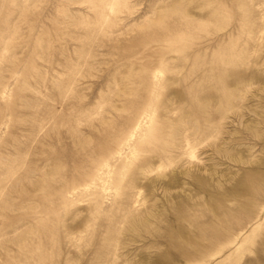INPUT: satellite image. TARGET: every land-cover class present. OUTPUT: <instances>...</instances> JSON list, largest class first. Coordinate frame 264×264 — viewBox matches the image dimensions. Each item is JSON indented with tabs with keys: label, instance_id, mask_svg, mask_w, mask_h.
Segmentation results:
<instances>
[{
	"label": "rangeland",
	"instance_id": "obj_1",
	"mask_svg": "<svg viewBox=\"0 0 264 264\" xmlns=\"http://www.w3.org/2000/svg\"><path fill=\"white\" fill-rule=\"evenodd\" d=\"M0 264H264V0H0Z\"/></svg>",
	"mask_w": 264,
	"mask_h": 264
},
{
	"label": "bare ground",
	"instance_id": "obj_2",
	"mask_svg": "<svg viewBox=\"0 0 264 264\" xmlns=\"http://www.w3.org/2000/svg\"><path fill=\"white\" fill-rule=\"evenodd\" d=\"M151 81H152V79H151ZM193 92V91H192ZM146 100H147V98H146ZM148 102V101H147ZM143 119H144V116H143ZM146 119V118H145ZM148 119V118H147ZM145 122V121H144ZM134 128V127H133ZM132 128V129H133ZM183 138H184V136H183ZM187 138V137H186ZM185 139V138H184ZM185 141V140H184ZM183 141V142H184ZM186 144L188 145L189 144V142H188V140L186 141ZM189 146V145H188ZM191 147V146H190ZM192 148V147H191ZM190 152L191 153H193V151L192 150H190ZM98 166H100V165H98ZM94 170V169H93ZM92 172V171H91ZM85 173V172H84ZM93 174H95V172L93 171ZM97 174H98V172H97ZM90 176V175H89ZM95 176V175H94ZM91 177H93V176H91ZM66 184V183H65ZM71 189V188H70ZM73 190V189H72ZM64 192H65V190H64ZM68 192V191H67ZM71 192V191H70Z\"/></svg>",
	"mask_w": 264,
	"mask_h": 264
}]
</instances>
